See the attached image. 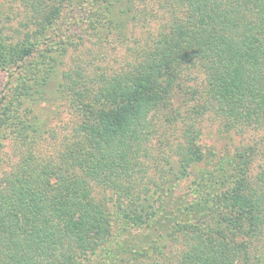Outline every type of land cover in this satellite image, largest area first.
<instances>
[{"label": "trees", "instance_id": "trees-1", "mask_svg": "<svg viewBox=\"0 0 264 264\" xmlns=\"http://www.w3.org/2000/svg\"><path fill=\"white\" fill-rule=\"evenodd\" d=\"M50 1L41 3L39 10L45 12L32 25L45 26L62 16L64 0ZM92 1L99 4L89 16L93 29L103 28L109 34L117 29L120 35L126 21L141 14L149 18L147 23L156 24V32L146 36L134 59L118 72L109 74L108 67H101L104 70L93 77L97 82L94 89L80 87L86 78L91 81L85 67L89 69L91 61L82 64L76 55L68 57V67L62 73L64 81L58 83L56 90L58 97L69 101L82 120L75 126L81 142L75 136L77 140L69 146L73 169L70 171L65 163L51 164L21 153L19 161L2 174L0 264H75L78 256L92 252L108 240V221L98 201L90 195L86 178L101 183L126 170L125 157L146 151L154 118L168 107L169 92L179 89L184 98L193 95L195 99L187 101L191 105H186L184 114L193 115L195 123L205 115L221 121L232 114L236 126H240L237 134L247 133L245 136L253 139L263 132L264 0H139L142 7L135 10L132 0ZM117 3L123 7L118 16L113 12ZM72 4L75 6H70L67 17H73L74 12L78 16L86 13L80 0H73ZM131 10L134 14L129 17ZM142 22L147 25L145 17ZM29 34L30 39L26 36L23 43H7L0 34V67L23 64V55L30 54L33 48L26 40L36 36L37 30L34 28ZM46 62L30 82L35 87L33 92L42 100L45 99L41 93L46 91L42 88L48 86L57 68L54 58L49 57ZM198 76H202V82ZM20 96L22 100L30 97V89L18 91L14 98ZM18 102L11 99L6 105H12L8 109L14 112ZM1 120L4 124L8 120L20 134L34 130L31 119L22 121L14 113H6ZM199 133L194 124L183 131L188 158L182 160V168H188L187 173L194 162H204L203 153L195 145ZM254 161L256 167L250 172L248 167ZM230 162L209 175L200 169L199 179L216 187L233 179V187L222 198L218 221L226 228L236 229L237 213L248 210L252 211L250 225L255 228L264 223V151L257 148L255 141L237 150ZM51 177H55L53 185L48 182ZM224 209L234 214L232 222ZM143 224L141 218L135 227ZM126 235L129 241L139 239ZM188 249L180 264H234L238 252L226 250L222 242L213 247L201 240L193 241ZM128 252L130 257L124 264H144L140 258L153 256L147 250L124 247L115 258Z\"/></svg>", "mask_w": 264, "mask_h": 264}, {"label": "rangeland", "instance_id": "rangeland-1", "mask_svg": "<svg viewBox=\"0 0 264 264\" xmlns=\"http://www.w3.org/2000/svg\"><path fill=\"white\" fill-rule=\"evenodd\" d=\"M43 1L50 0H0V34L7 43H23L26 36L29 38L30 30H37L36 36L26 40L33 48L30 54L23 55V64H13L8 69L0 67V180L2 174L19 161L21 153L51 164L65 163L72 171L70 158L73 156L69 146L73 140H77L75 136L81 142V134L75 126L82 120L69 101L58 97L56 90L59 89L58 83L64 81L62 73L68 67V57L72 59L76 55L82 64L91 61L89 69L85 65L91 81L86 78L83 87H80L94 89L97 82L93 77L104 70L101 67H108L106 72L109 74L118 72L134 59L137 47H140L146 36L156 32V24L151 21L147 23L149 18L141 14L133 20L128 19L120 35L117 29L111 34L103 28L93 29L89 16L99 4H92V0H80L86 13L78 16L74 12L73 17H67L70 6H75L73 0H64L61 5L62 16L37 27L32 22H38V15L45 12L39 10ZM74 1L77 3L79 0ZM115 5L113 12L118 16L123 7L122 4ZM137 7H142L141 2L132 0V8L135 10ZM154 7L158 9L155 4ZM134 10L127 15H133ZM144 17L146 26L142 22ZM47 57L54 58L57 68L48 86L42 88L46 89L41 93L45 99L42 100L33 92L35 87H31L30 82L36 78L40 67L47 65ZM198 80L202 82V76H198ZM29 89L31 96L25 100L21 96L14 98L18 91ZM174 91L168 94V107L154 118L152 135L144 153L142 151L136 156L125 157L124 161L128 163L126 170L105 181L101 180V183L86 178L90 195L98 201L108 221L110 236L92 252L78 256L75 264H124L130 257V251L115 258L124 247L147 250L149 255L153 253L152 258L146 255L140 258L144 264H180L192 242L200 240L211 243L213 247L222 242L226 250L231 248L238 251L235 254L237 257L233 258L234 264H264V223H259L255 228L251 226L249 218L252 211L237 213L239 226L236 229L226 228L227 225L218 221L223 207L222 198L233 187V179L217 187L199 179L200 169L208 175L216 173L217 168L224 169V165L231 163L236 151L248 144L256 141L257 148L264 151V128L261 134L252 139L245 136L247 133H236L240 126H236L232 114L221 121L218 118L210 120L205 115L199 123H195L193 115L184 114L186 105H191L187 101L195 98L193 95L184 98L183 94L178 93L179 89ZM11 99L19 100L14 112L8 109L12 105H6ZM174 112L178 115L175 116ZM6 113H14L22 121L31 119L34 130H23L25 132L20 134L18 128L15 130L7 123L8 120L5 124L1 120L2 117L5 119ZM193 124L200 131L195 145L203 153L205 163L194 162L195 166L187 173L188 168H182V160L188 158L182 136L185 127ZM255 167L254 161L248 171L251 172ZM55 177L49 178L51 185ZM166 188L169 190L166 191ZM225 214L230 221L233 220V213L229 214L225 210ZM141 218L145 224L135 227L139 226ZM125 234L138 236L139 239L135 237L129 241ZM121 259L122 263L119 262Z\"/></svg>", "mask_w": 264, "mask_h": 264}]
</instances>
